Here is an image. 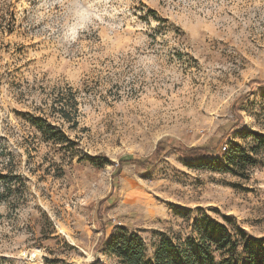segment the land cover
<instances>
[{
    "label": "rangeland",
    "instance_id": "rangeland-1",
    "mask_svg": "<svg viewBox=\"0 0 264 264\" xmlns=\"http://www.w3.org/2000/svg\"><path fill=\"white\" fill-rule=\"evenodd\" d=\"M252 79L264 0H0V264H120L98 247L120 225L149 253L206 218L264 237Z\"/></svg>",
    "mask_w": 264,
    "mask_h": 264
},
{
    "label": "trees",
    "instance_id": "trees-1",
    "mask_svg": "<svg viewBox=\"0 0 264 264\" xmlns=\"http://www.w3.org/2000/svg\"><path fill=\"white\" fill-rule=\"evenodd\" d=\"M249 84L252 87L264 88V79H252ZM234 107L236 108L235 104ZM235 126L234 124L232 128ZM253 134L259 137V133ZM169 147L189 160L208 157L223 150L221 148L217 151L214 138L204 145L196 146L165 141L144 158L128 157L121 159V162L131 161L148 170L159 162ZM243 158L247 162H254L250 155L243 154ZM120 169L117 167L118 171ZM106 242L108 250L118 258L120 264H264V237H250L244 229L231 233L222 227L221 223L208 218L197 225L196 235L185 238L161 235L150 253L139 235L121 225L111 234L101 238L98 247Z\"/></svg>",
    "mask_w": 264,
    "mask_h": 264
}]
</instances>
